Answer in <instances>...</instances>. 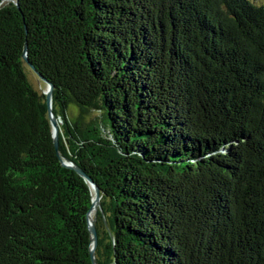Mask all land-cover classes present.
Instances as JSON below:
<instances>
[{"label":"trees","instance_id":"trees-1","mask_svg":"<svg viewBox=\"0 0 264 264\" xmlns=\"http://www.w3.org/2000/svg\"><path fill=\"white\" fill-rule=\"evenodd\" d=\"M61 158L98 264H264V2L0 0V264H92Z\"/></svg>","mask_w":264,"mask_h":264},{"label":"water","instance_id":"water-1","mask_svg":"<svg viewBox=\"0 0 264 264\" xmlns=\"http://www.w3.org/2000/svg\"><path fill=\"white\" fill-rule=\"evenodd\" d=\"M14 3L17 5V0H13ZM26 44L24 45L23 48V53H22V57L23 60L25 62V65L29 66V68L35 72V74L38 76V78L42 81H44L46 83V91H43L42 93L45 96V101H46V105H47V111H48V116L50 119V124H51V129H52V140H53V144H54V148L56 150V152L59 154L58 152V135H59V126L58 123L60 122V120H58L53 112H52V89L53 86L52 84L46 80L36 69L35 66L33 64H31L28 61L27 58V54H26ZM61 163L62 165L73 169L77 174H79L80 176H82L83 178H85L87 184L90 186L91 192H92V198H91V205L90 208L88 209L87 212V226H88V231L91 234V245H90V258H91V262L92 264H98L95 258V247L97 246V232H96V227H95V221H96V216L98 211L102 212L101 209V204L100 203V190H98V186L93 182V180L86 175V173L80 168L78 167L76 164H74L72 161L68 160V159H63L61 158ZM95 206L96 212L94 214V217L89 220V212L91 210V208Z\"/></svg>","mask_w":264,"mask_h":264},{"label":"rangeland","instance_id":"rangeland-1","mask_svg":"<svg viewBox=\"0 0 264 264\" xmlns=\"http://www.w3.org/2000/svg\"><path fill=\"white\" fill-rule=\"evenodd\" d=\"M258 2H264V0H255ZM25 72L27 75L28 80L31 82L33 87L38 90L39 92L46 91V83L38 78L34 71H32L29 66L25 65ZM97 218V216H96Z\"/></svg>","mask_w":264,"mask_h":264},{"label":"bare ground","instance_id":"bare-ground-1","mask_svg":"<svg viewBox=\"0 0 264 264\" xmlns=\"http://www.w3.org/2000/svg\"><path fill=\"white\" fill-rule=\"evenodd\" d=\"M95 212H96V209H95V206H93L88 215L89 220H91L94 217Z\"/></svg>","mask_w":264,"mask_h":264}]
</instances>
